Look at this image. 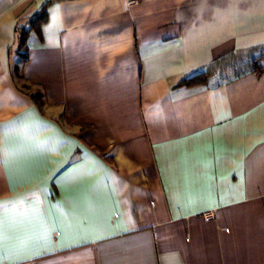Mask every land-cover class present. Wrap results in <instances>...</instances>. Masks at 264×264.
Returning <instances> with one entry per match:
<instances>
[{"label": "crops", "instance_id": "1", "mask_svg": "<svg viewBox=\"0 0 264 264\" xmlns=\"http://www.w3.org/2000/svg\"><path fill=\"white\" fill-rule=\"evenodd\" d=\"M263 53L264 0H0V262L264 264V73L185 81Z\"/></svg>", "mask_w": 264, "mask_h": 264}, {"label": "trees", "instance_id": "2", "mask_svg": "<svg viewBox=\"0 0 264 264\" xmlns=\"http://www.w3.org/2000/svg\"><path fill=\"white\" fill-rule=\"evenodd\" d=\"M47 20V12L46 8L42 9L31 21L29 24V28H19L17 32V39L19 43L18 50L21 52V64L17 65L13 69V76L14 79L18 81V83H21V89H31L33 86L25 80L23 71H22V65L27 62L28 60V49H27V42L29 39V36L31 32L40 33L41 26L44 22ZM254 66L255 68L253 71L256 74H262L264 73V53L260 55L258 58L254 60ZM219 62H216L215 64H212L208 66L204 71L192 76L191 78H187L185 81L189 85H207L209 83L210 78L218 71L215 70L216 67L219 68ZM27 92V91H26ZM32 99L39 105L43 106L46 103L45 95L41 89H36L35 91L29 93Z\"/></svg>", "mask_w": 264, "mask_h": 264}, {"label": "rangeland", "instance_id": "3", "mask_svg": "<svg viewBox=\"0 0 264 264\" xmlns=\"http://www.w3.org/2000/svg\"><path fill=\"white\" fill-rule=\"evenodd\" d=\"M244 62V61H242ZM229 67V68H228ZM254 68V65H245V63L240 64L239 62H231V61H223L220 62L219 64V68L216 67L215 70L219 69L218 72L221 70V68L225 69V73L222 75V78H227V77H233L238 71H242L245 69H250V68ZM21 84V83H20ZM36 89L32 88L31 89H26L27 92L31 93L33 91H35Z\"/></svg>", "mask_w": 264, "mask_h": 264}, {"label": "snow or ice", "instance_id": "4", "mask_svg": "<svg viewBox=\"0 0 264 264\" xmlns=\"http://www.w3.org/2000/svg\"><path fill=\"white\" fill-rule=\"evenodd\" d=\"M3 242H4V236L2 232V222H0V247H2ZM0 264H2V262H0Z\"/></svg>", "mask_w": 264, "mask_h": 264}, {"label": "built area", "instance_id": "5", "mask_svg": "<svg viewBox=\"0 0 264 264\" xmlns=\"http://www.w3.org/2000/svg\"><path fill=\"white\" fill-rule=\"evenodd\" d=\"M132 3H134V2H132ZM205 217H206L207 220H209L212 217V213H207L205 215Z\"/></svg>", "mask_w": 264, "mask_h": 264}]
</instances>
